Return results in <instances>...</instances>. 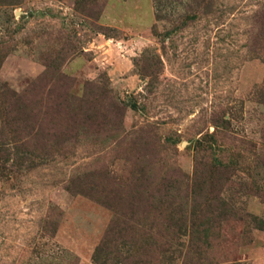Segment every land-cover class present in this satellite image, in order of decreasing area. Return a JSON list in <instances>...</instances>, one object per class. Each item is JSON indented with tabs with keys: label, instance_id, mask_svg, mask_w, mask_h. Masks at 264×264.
<instances>
[{
	"label": "rangeland",
	"instance_id": "374dc122",
	"mask_svg": "<svg viewBox=\"0 0 264 264\" xmlns=\"http://www.w3.org/2000/svg\"><path fill=\"white\" fill-rule=\"evenodd\" d=\"M0 264H264V0H0Z\"/></svg>",
	"mask_w": 264,
	"mask_h": 264
}]
</instances>
